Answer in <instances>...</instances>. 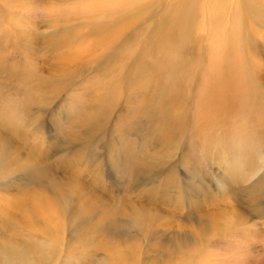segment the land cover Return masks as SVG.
I'll list each match as a JSON object with an SVG mask.
<instances>
[{
	"label": "rangeland",
	"instance_id": "1",
	"mask_svg": "<svg viewBox=\"0 0 264 264\" xmlns=\"http://www.w3.org/2000/svg\"><path fill=\"white\" fill-rule=\"evenodd\" d=\"M216 14L251 68L223 114ZM0 110V264H264V0H0Z\"/></svg>",
	"mask_w": 264,
	"mask_h": 264
},
{
	"label": "bare ground",
	"instance_id": "2",
	"mask_svg": "<svg viewBox=\"0 0 264 264\" xmlns=\"http://www.w3.org/2000/svg\"><path fill=\"white\" fill-rule=\"evenodd\" d=\"M226 5H228V4L224 2V3H220L218 6L220 8H223L224 6L226 7ZM220 11H221V9H220ZM180 16L184 19L182 22L187 24L186 19H185V15H184V13H182V11H178L174 17L169 18V21L171 22L170 24L173 26L172 21H171V20H173V22L177 26L178 30L179 29L181 30L183 27V24L181 23L182 18H180ZM177 17L179 18L178 21L176 20ZM221 17H223V15L222 16H219L218 14L215 15V19L212 20V24H213L212 27L213 28H211V37H213L214 40L216 39V36L218 35V33L221 32V35H220V38L218 41L219 42L218 46L216 45L217 50H219L221 52L220 54L217 53V54H219L218 59L220 60L219 62L221 64L219 65V67L217 65H215V66L210 65L209 66V71H208L209 77L206 78L205 84L203 82L204 88L202 89V91H203L202 98L205 99L207 109L209 111L217 113V114H219V112H220V114L227 112L230 108V105L236 104L238 102L241 103V99H243L244 95H245L244 89L247 87V84H246L247 78L246 77L250 78V76L248 74L251 70V68L249 70L246 68L247 65L242 64L240 61H238L239 53L240 54L245 53V42H244V39L241 35V31H240L238 24L235 22V20H233L231 28L229 27V25L226 28V26L222 22ZM235 17H233V18H235ZM188 20H190V19L188 18ZM187 26H188V29H190L188 24H187ZM204 29H205V27H204ZM208 29H209V27H208ZM217 54L215 53L214 55H217ZM213 60L215 61L214 56H213ZM17 70H16V72L18 73ZM188 70L189 69H187V68H182L180 73H178V72H176L175 74L173 73L174 77L171 76V77H173V80H172L173 84L167 85V87L165 86L164 91H166L168 88L174 89L175 94H173V96L175 98V96H177V94H179L178 89L182 88V81H183V78L185 77L184 73H185V71H188ZM13 72H15V71H13ZM189 72H191V71H189ZM188 74H190V73H188ZM22 75H23V73H22ZM186 75H187V73H186ZM174 86H177L178 88L176 87L177 89H175ZM231 92H233V93H231ZM235 93L237 94L236 96H235ZM26 96H28V95H26ZM9 104L12 105V107H15V108L18 107L20 112H22L24 114L27 112L26 107L23 105L24 103L23 104L22 103L16 104V103L10 102ZM19 105H20V107H19ZM2 110L4 112L5 108H2ZM1 112L2 111L0 110V115L4 114L6 111L2 114H1ZM2 117L0 116V118H1L0 124L4 125L5 129H8L10 131L3 130L4 127L2 128V126L0 125V129L2 128V130L7 135V136L3 135L4 132L0 130V165H4V164L9 165L11 163L10 161H11V157H12L11 156L12 153L10 150L11 145L7 146L5 143L6 140H4V139H7L8 136L11 135V133H12L11 130L15 132L16 128L14 127L15 125L13 126L11 124L12 126H10V124H6L8 119L5 120V118L3 117V119H2ZM3 120H5V123H3L4 122ZM10 123H12V122H10ZM13 128H15V130ZM9 132H10V134H8ZM17 132H19V131H17ZM15 134H17V133H15ZM20 134H21V132H20ZM8 141H9V139H8ZM10 144H12V143H10ZM17 165H19V164H17ZM12 170H14V168ZM6 171H4V172L6 173ZM35 176H36V171L32 174L31 178L35 181H38L39 176L38 177H35ZM49 205H51V204H47L46 207H48ZM87 209H89V206H85L86 211H87ZM10 250H11V247L5 248V251L9 254L12 252V250L11 251Z\"/></svg>",
	"mask_w": 264,
	"mask_h": 264
}]
</instances>
